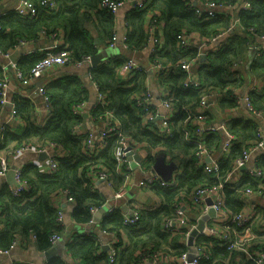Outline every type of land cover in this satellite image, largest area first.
<instances>
[{
    "label": "trees",
    "instance_id": "obj_1",
    "mask_svg": "<svg viewBox=\"0 0 264 264\" xmlns=\"http://www.w3.org/2000/svg\"><path fill=\"white\" fill-rule=\"evenodd\" d=\"M31 1L38 8V15L32 20L21 19L14 13L10 16H0V50L3 54L12 52L21 42L36 43L42 37L55 36L58 38L60 34H64L65 46L63 48L70 53V61L77 63L85 56L98 53L100 45L96 44L95 40L100 39L105 43L108 41L110 44L114 42L115 15L106 10H100L102 0H55L58 8L51 13L42 5L44 0ZM189 1L150 0L145 9H134L127 15L130 31L124 43L132 51L146 47L148 33L145 20L148 12H152L153 17L158 18L160 24H163L164 44L160 51L151 57V62L166 68L167 71L163 70L159 73L161 84L166 91L176 96L175 107L179 109V113L170 121V136L155 130L158 128L154 123H143V112L137 105V97L148 91L144 87L146 82L144 70L132 76L133 81L130 82L131 85L127 83L130 86L127 87L121 79L123 74L120 71L126 62L124 59H112L111 64L101 63L90 68L92 81L97 85L101 94H107L105 106H96L93 109V116L106 120L108 111L113 112L121 134L127 137L133 145H139L141 149L143 147V150L147 151L146 164L153 163L152 152L159 149L158 156H164L179 173L177 185L172 189L160 185L149 186L162 196L164 203L152 212L136 209L140 214V219L135 226L125 225L120 209L104 216L101 221L104 232H119L125 228L128 229L131 240V246L123 249L118 243L119 253L115 264H139L142 259L154 252H166L173 256H180L187 251V246L183 243V235L166 234L162 231V224L167 217L172 215L179 201L189 202V196L196 188L218 186L220 181L216 176L208 175L198 167V147L184 137L185 129L194 128L190 123L184 125L187 114L182 108L186 105H191V108L197 107L205 91L223 90L231 85H238L239 80L242 79L233 67L247 56L248 38L246 34L250 35L249 39L255 38L254 33L247 32L248 29L253 28L258 34H264V0H247L251 8L241 10L237 14L245 32L235 30L230 35L224 49L207 54L203 63L198 61L201 86L196 90H187L183 87L185 73L182 71V66L193 59L199 60L200 56L197 49L185 51L178 48V34L186 30L209 38L221 29H227L232 25V17L227 14L206 20L205 15L195 12L189 5ZM205 1L202 0V2ZM209 1L234 6L238 0ZM94 14L95 17H93ZM91 23L95 25L96 36H93L88 28ZM42 57L41 55L37 58H24L17 63V68L27 73ZM251 72L253 75L264 77V57L252 61ZM3 80L0 70V82ZM45 90L51 105L50 116L46 124L39 127L31 123L35 110L34 105L28 99H14L15 116L24 120L28 127L25 133L15 134L9 131V126L4 125L6 130L2 135L0 134V152L2 149L10 148L13 143L15 148H11L14 150L25 144L36 146L34 144V139H36L38 145L48 142L60 144L65 151V156L58 158L59 170L54 176L41 173L36 166H25L21 171L20 179L26 181L30 189L21 196H15L9 188L0 191V252L11 251L19 242V247L25 251H30L33 245L39 253H44L53 247L51 239L57 235L67 241L70 262L76 260L82 264H111L108 254L101 251V242L96 236H82L68 241L66 224L64 219L61 222L57 220L58 210L53 200L60 197L62 192H68L74 199V205L70 211L73 221L80 225L90 224L94 217L90 207L101 208L106 203V200L94 188L90 173L98 166H102L108 169L111 178L120 179L117 175L118 164L114 158L117 138H112L108 146L94 157L85 155L83 149L86 147L84 139L87 135L77 138L73 133L76 124L82 118L73 115L72 107L87 99V92L82 88L80 79L74 77L65 83L55 82L49 87L46 86ZM251 99L254 107L259 111L262 110L264 91L261 94L252 93ZM220 105L228 108L237 106L230 92L221 98ZM227 129L240 138L242 143L235 144L229 156L221 159L222 168L219 177L229 173L234 162L242 158L245 149L260 138L258 123L252 119L233 117L227 123ZM220 135L219 131L205 135V147L208 150L218 148L221 144ZM258 165L264 168V156L259 159ZM121 181L123 182L124 179ZM246 181L250 182L254 188L259 186V182L250 180L248 177ZM222 192L225 196L227 210L236 214L243 212L244 205L237 199L236 187L224 185ZM261 213L264 215V208ZM197 214L198 211L194 209L193 215ZM258 229L259 227L253 228L258 238L251 241L249 251L262 250L264 252V241L259 239L264 233H260ZM31 237L35 240L31 241ZM197 242L206 245L210 254V257L200 264H253L247 260L241 249L229 250L227 241L201 235L197 238ZM66 263L67 261L54 259L47 264Z\"/></svg>",
    "mask_w": 264,
    "mask_h": 264
},
{
    "label": "built area",
    "instance_id": "obj_2",
    "mask_svg": "<svg viewBox=\"0 0 264 264\" xmlns=\"http://www.w3.org/2000/svg\"><path fill=\"white\" fill-rule=\"evenodd\" d=\"M150 0H102L100 3V10H106L112 14H116L121 8H123L128 3H133L135 7L139 10L146 8ZM42 5L45 6L46 10L51 13L55 12L58 8V4L55 0H44ZM189 5L195 10L199 15L203 14L206 20H211L217 16H224L230 13V10L234 6L218 4L215 1L206 0H190ZM251 8L249 2L245 3L242 10H248ZM17 17L24 20H32L38 15V8L31 0H20L19 4L12 12ZM238 23V21L236 22ZM240 24V23H238ZM235 24L231 25L227 29H221L217 34L209 37L203 38V40L197 46H193L190 41L191 34L186 30H182L177 36V47L183 50H189L196 48L198 51L207 49L210 45L217 44L218 46L214 48V52H219L223 48V39L225 35L232 31ZM1 30V24H0ZM148 41L146 47L151 44L153 46L151 54H156L160 51L164 44L163 40V30L160 25V20L156 17H152L148 27ZM250 31L255 34L256 38H259L261 42L264 43V34L258 35L256 31L251 28ZM62 34H60L61 36ZM52 36L53 39L58 40L60 38ZM62 38V37H61ZM28 43L21 42L17 47L24 46ZM111 43V45H113ZM253 43H249V47ZM65 42L60 44L58 49H47L43 52L42 59L37 62V64L27 73L19 70L17 68V63L12 61V52L3 54L0 50V70L2 71L4 80L0 82V108H3L6 103H8L7 91L9 88V77L7 74L8 68H14L15 76L18 80L22 82L24 86L34 85L40 81L43 76L51 69L60 67L62 65H75L81 66L83 64H91L92 56H85L82 61L77 63H72L70 61V53L63 48ZM16 47V48H17ZM145 47V49H146ZM15 48V49H16ZM14 49V50H15ZM253 50L257 55L264 54V44L259 45ZM201 54L204 53H200ZM192 62H185L182 66V71L185 73V78L183 81V87L185 89H199L201 86V79L198 75L196 69L192 66ZM159 72L167 71L162 65H156ZM234 69L237 65H234ZM143 67L135 59L126 60L121 68L122 74H127L134 76L135 74L141 72ZM261 84L254 85L250 90L259 92L258 90L262 88ZM45 86L37 87V91L42 95L46 101H48V110H50L49 97L46 94ZM243 88L239 85L231 86L228 89H211L209 91L203 92L200 98L199 105L197 107L191 108V105H186L182 108L183 112L187 114V118L184 125L190 123L194 127L191 130H184V137L190 143H195L198 147L197 152V165L200 168H204L206 174H212L218 178L220 185L218 186H205L196 188L189 196V202L182 200L175 205L174 212L172 215L167 217L162 224V231L166 234L171 235H183V243L187 246V251H185L180 256H173L166 252H154L147 255L142 259L139 264H145L149 261L159 262L161 264H200L203 260L210 257L207 246L197 242V238L201 235L216 238L219 240L227 241L229 244L228 249H241L245 254L247 260L251 261L253 264H264V252L262 250L249 251L250 243L256 240L258 236L254 233L253 228L259 227L258 231L264 233V218H262V213L260 211V206L264 205V168L259 165H255L253 168L248 169L250 162H252L253 153L264 149V129L260 131V138L252 144L249 148L245 149L242 158L236 160L232 165V170L223 177H219L221 174L222 166L218 162L222 158L226 159L233 146L238 143H242L241 139L236 137L234 134L228 131L227 126L224 124L222 131H224V139L218 148L214 147V150H208L204 144V137L210 133L218 131L212 125L207 124V119L210 118V113L208 108L210 106H219L222 97H225L228 92H230L231 97L235 99L236 105H243L248 109L254 118L264 119V110H257L252 102L251 95L242 94ZM224 91V92H223ZM100 101L103 102L101 106H105L107 96L102 93L100 94ZM154 100L153 95L150 91L145 92L141 96L137 97V105L141 108L143 112L142 120L144 124L156 123L158 119L161 118L160 131L161 132H171L170 121L179 113V109L175 107L176 96L166 91L165 89L161 92L160 104L166 110L164 115H161L157 109L154 108L152 102ZM81 105H74L72 108V113L78 118L81 117ZM108 118L106 120L100 119L102 122V128L98 135L88 134L87 138L84 139L85 148L83 152L89 157H94L101 150H104L109 141L112 138H117L116 147L114 149V158L117 161L118 173L121 172L123 166H128L130 163L127 159V149L131 148L134 154H140L141 147L139 145H133L132 142L119 131V125L117 121L114 120V114L108 111ZM159 122V123H160ZM6 127H2V131L5 132ZM76 136H83V123L82 121L76 124L73 132ZM158 150L152 152L153 162L158 156ZM24 153L31 154H51V158L47 160L46 165L38 164V170L46 175L54 176L59 170L58 158L63 153L65 156V151L62 146L55 142L41 143L36 146L23 145L22 147L14 150L12 156L19 157ZM46 154V155H47ZM144 156L141 165V169L144 172H151L152 175L146 180H141L138 182L139 187H148L153 185H160L161 187L172 189L177 185V177L179 175L177 169L172 174V177L167 181L158 175L153 169V163L146 164V158L148 154H141ZM62 156V157H63ZM259 163V161H258ZM244 168V170H242ZM11 160L5 155H0V178H4L11 172ZM22 169L15 170V184L14 187L10 188V191L15 196H21L24 192L30 189L29 184L26 181L20 179ZM124 173L123 187L120 189H115L113 198L115 201L126 199L127 197V184H131L133 180V175L131 172ZM91 181L95 184L98 181H103L108 184L109 187H115L111 174L108 169L98 166L97 169H93L90 173ZM246 177L250 180L259 182V186L254 188L251 186L250 182L246 181ZM224 185H230L236 187V196L239 202L244 205V210L241 213H232L225 207V196L222 192ZM239 187V188H238ZM61 200L57 202L56 208L58 210V221H63L64 219V209L62 204L74 205V199L68 192H62L60 195ZM63 200V202H62ZM212 203L209 204L208 201ZM128 203V202H127ZM193 206H192V205ZM108 205V201L103 207L98 208L95 206L90 207V211L94 216L99 210L105 208ZM129 206V203L127 204ZM126 205L124 207H127ZM119 209L118 204L111 206L109 209L110 213L114 210ZM197 210L198 214L193 215L188 212L192 210ZM213 210L215 216L209 217L205 222V227L202 231H199L198 235L194 237L192 245L189 244L192 232L197 230L200 219L209 215V212ZM123 213V220L125 225L135 226L140 219V214L136 209H131L127 207L126 212ZM194 216V217H193ZM194 220L195 222H193ZM93 222V221H92ZM91 222V223H92ZM236 226V228H233ZM184 230H187L184 232ZM107 233V232H104ZM261 241H264V235L259 237ZM35 239L31 237V241ZM62 239L55 235L51 241L53 246H55ZM27 244V243H26ZM19 242H17L13 249L19 247ZM118 242L114 241L108 244V258L109 263L115 264L117 261V255L119 249L117 247ZM101 244V248H102ZM12 249V250H13ZM11 250V251H12ZM11 251L0 252L2 254H9ZM11 264H20L18 262H13ZM66 264H82L79 261L67 262Z\"/></svg>",
    "mask_w": 264,
    "mask_h": 264
},
{
    "label": "crops",
    "instance_id": "obj_3",
    "mask_svg": "<svg viewBox=\"0 0 264 264\" xmlns=\"http://www.w3.org/2000/svg\"><path fill=\"white\" fill-rule=\"evenodd\" d=\"M20 0H3L0 2V16H10L12 12L15 10L17 5L19 4ZM247 0H238L236 4L234 5V8L230 10V15L232 17V25L235 24V27L232 31L228 32L224 39H223V48L224 49L227 46L228 39L231 34L234 33L235 30L238 32L244 31L241 27L237 14L242 10L245 3H247ZM137 9V7L134 6L133 3L126 4L123 8H121L115 15V33H114V44L111 45L110 43H105L100 41V45L98 47L99 51L100 48L103 46H108L112 52L113 56L112 58L105 59L102 63L103 64H111L112 59H124V61L129 59H135L140 66L143 67V70L146 73V82H145V90H148L151 92V94L154 97V100L152 102V105L155 109L159 111L161 115H164L166 113V110L161 107L160 99H161V92L164 90V86H162L160 81V72L157 69L156 65L151 62V57L154 54H151L153 46L149 44L146 49L143 48L138 51H132L128 49V47L125 45V39L127 34L130 31L129 24L127 22V15L130 11ZM139 10V9H138ZM112 14V13H111ZM154 14L152 12H148L146 15V23L145 28L147 29L152 17ZM95 17V14L93 15ZM95 21V19H94ZM238 21V23H236ZM164 20L162 19V23ZM161 25V24H160ZM163 25V24H162ZM161 25V28L163 30V27ZM89 30L91 31L93 36L97 35L95 25L93 23L88 25ZM251 29V28H250ZM250 29H248L247 32H251ZM264 30V26H263ZM245 32V31H244ZM191 38L190 41L192 42L193 46H197L200 44V42L203 40V38L199 33L190 32ZM257 33V32H256ZM258 34V33H257ZM261 35V34H258ZM62 37V38H61ZM64 34L60 36L58 40H55L53 38H47L42 37L38 42L36 43H28L24 46H19L15 50L12 51V61L14 63L20 62L24 58H37L43 55V52L47 49H58L60 47V44L64 42L63 40ZM246 37L248 38V49L246 52V57L241 59L238 64L236 71L239 72L240 78L242 80H239L238 85L243 88L242 94L248 95V94H261L264 91V77L263 76H256L251 74V64L252 61H255L259 58H263L264 54L257 55L255 53V50H253V46L255 45V49L259 45H263L264 43L261 42L259 38H252L249 39L250 35L246 34ZM100 40V39H98ZM249 43H253L249 47ZM218 45H210L207 49H203L198 51L199 56L201 54L199 60H192L191 64L198 72V64L199 62L203 63L206 60L207 54L209 53H216L213 50ZM196 50V48H192ZM221 49V50H222ZM98 51V52H99ZM264 53V52H263ZM94 56V55H93ZM92 56V57H93ZM202 56H204V60L202 61ZM1 61V60H0ZM199 61V62H198ZM90 68L91 64H83L81 66H75V65H62L57 68H53L49 70L43 78L38 81L36 84H32L29 86H24L20 80H18L15 76V70L14 68H8L7 74L9 77V88L7 91L8 95V103L3 108H0V134L2 135L4 131H2V127L9 126V131L15 133V134H22L25 133L27 130V123L24 122L19 117L15 116V108H14V99H28L33 105H34V113L31 118V123H33L36 126L42 127L46 124V121L49 119L50 116V110H48V101L38 93L36 90L39 86H51L53 83H65L66 81L76 77L80 79L82 83V88H84L87 92V99L77 105H81V117L83 121V136L88 134H94L98 135L102 128V122L100 118H95L93 116V109L96 106H99L103 102L100 101V90L97 88V85L92 81V77L90 75ZM238 75V76H239ZM121 79L124 81V84L127 87H130L128 84L132 82L133 77L127 74L121 75ZM132 77V78H131ZM131 78V79H130ZM239 78V77H238ZM261 84L263 87L260 88L258 91L250 90L254 85ZM131 85V84H130ZM235 86V85H231ZM224 92V91H223ZM106 96L107 94L104 93ZM100 103V104H99ZM73 108V107H72ZM208 112L210 113V118L207 119V124L212 125L215 128L219 129L221 136V142L224 139V131H222V127L224 124L227 126V123L231 120L233 117H239L244 119H252L258 123L259 130L264 129V119L263 118H254L252 114L248 111L246 107L240 104V106H236L234 108H228V107H222L219 106H210L208 108ZM264 110V107L262 108ZM161 118L157 120L155 126L160 129L161 124ZM160 122V123H159ZM194 128V127H193ZM157 130L159 133L170 136L171 132H161L160 130ZM194 130V129H192ZM214 133V132H213ZM77 138H80L77 136ZM34 144L38 145V142L36 139H34ZM15 144H11L10 148L2 149L0 152V155L7 156L8 159L11 160V168L16 167L17 169H23L27 165H33L38 167V164L46 165V162L48 159L51 158V154H45V157L40 156L41 154H31V153H24L23 155L19 157H13L12 152H14V149L11 147H14ZM15 148V147H14ZM12 149V150H11ZM140 154H147L146 150H142ZM63 156V153L60 155V157ZM264 156V149L258 150L253 153L252 156V162H250L248 169L253 168L256 164L258 165V161L261 157ZM218 162L221 165V160H218ZM128 166H123L121 172H131L133 175V180L131 184H127V197L129 200L121 199L118 201H115L113 198L115 189H120L123 187V182L121 179H124V173L119 172L117 175L120 179H116L112 177L113 184H115V187H109L107 183L103 181H98L94 184V188L97 189V192L106 200L108 201V205L114 206L115 204H118L119 209L122 211L124 206L129 203L128 208L131 209H142L143 211L152 212L158 209L161 205H163L164 200L162 196L157 194L152 188L148 187H139L138 182L141 180H146L149 178L152 173L151 172H144L143 169H141V165L137 168H132L131 164L128 163ZM39 169V168H38ZM204 169V168H202ZM175 172V171H174ZM10 173V172H9ZM8 173V174H9ZM8 176V175H7ZM0 178V191H2L5 188H11L14 186H11L8 182V178ZM172 177V176H171ZM122 182V183H121ZM61 195V194H60ZM61 200L60 197L54 198L53 202L56 207L57 202ZM63 202V200H62ZM128 202V203H127ZM127 207H125L127 211ZM62 208L64 209V222L67 227V238L68 241L74 240L78 237L82 236H96L99 241L101 242L102 246H107L111 242L117 241L120 243V246L123 248H127L128 246H131V240L129 237L128 229H121L119 232H107L104 233V230L101 227V221L107 214L110 213L109 209L107 208V205L105 206L106 214L98 218V221H94L92 224L88 225H80L73 221L70 211L72 210V205H66L62 204ZM264 208V205L260 206V211ZM1 211V210H0ZM189 213L193 214L191 211L188 210ZM262 218H264V215H261ZM194 217V216H193ZM56 246V245H55ZM53 246V247H55ZM52 247V248H53ZM102 251V250H101ZM65 252L68 254L67 249L65 248ZM103 252V251H102ZM107 253V252H105ZM42 253H39L36 248L33 247V245L30 248V251H25L20 247H16L13 249L9 254H2L0 253V264H11L13 262H18L20 264L29 263V264H47L43 257H41ZM57 256L52 258L54 259H61L63 261L70 262L71 260L68 258H65L62 256L64 254V250L60 247L57 252ZM50 260V261H51ZM49 261V262H50ZM145 264H161L159 262H152L149 261Z\"/></svg>",
    "mask_w": 264,
    "mask_h": 264
},
{
    "label": "water",
    "instance_id": "obj_4",
    "mask_svg": "<svg viewBox=\"0 0 264 264\" xmlns=\"http://www.w3.org/2000/svg\"><path fill=\"white\" fill-rule=\"evenodd\" d=\"M96 44H100V40H95ZM108 47V46H107ZM106 46H103L100 48V51L95 54L92 59H91V67H96L97 65L101 64L105 59L107 58H112L113 55H109L107 54V48ZM107 54V55H106ZM204 56H202V61L204 60ZM40 156L45 157L44 154H41ZM144 156L141 154H134L131 148L127 149V159L130 162L132 168H137L139 166V164L142 162ZM17 168L14 167L11 172L8 174L7 178H8V182L11 186H13L15 184V170ZM153 169L154 171L160 175L163 179L165 180H169L172 176V174L174 173V171L176 170V167L169 163L167 161V159L162 156L159 155L155 158L154 162H153ZM244 170V168L242 169ZM209 204H211L212 202L209 200L208 201ZM107 208H110L109 205H107ZM123 212H126L125 207L122 209ZM106 209L103 208L101 210H99L95 215H94V221H98V218H100L101 216L106 214ZM215 216L214 211L211 210L209 212V215L203 217L202 219H200L197 230H194L192 232L189 244L192 245L193 239L195 236L198 235L199 231H202L205 227V222L206 220H208L209 217ZM62 248L64 250V254H62V256H64L65 258H68V254L65 252V248L67 249V241L65 239H62L61 241H59L55 247L51 248L49 251L44 252L41 254V257L44 258V260L46 261V263H48L52 258H54L55 256H57V252L59 248ZM102 251L103 252H107L108 251V246H103L102 247Z\"/></svg>",
    "mask_w": 264,
    "mask_h": 264
},
{
    "label": "rangeland",
    "instance_id": "obj_5",
    "mask_svg": "<svg viewBox=\"0 0 264 264\" xmlns=\"http://www.w3.org/2000/svg\"><path fill=\"white\" fill-rule=\"evenodd\" d=\"M107 54H109V55H113V52L108 48V50H107ZM107 54H106V55H107ZM191 212L194 213V210H192Z\"/></svg>",
    "mask_w": 264,
    "mask_h": 264
}]
</instances>
